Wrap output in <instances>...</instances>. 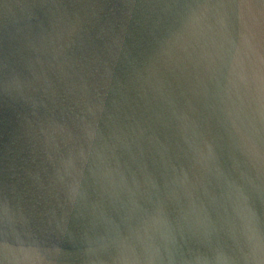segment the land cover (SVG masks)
Instances as JSON below:
<instances>
[{
	"label": "water",
	"instance_id": "1",
	"mask_svg": "<svg viewBox=\"0 0 264 264\" xmlns=\"http://www.w3.org/2000/svg\"><path fill=\"white\" fill-rule=\"evenodd\" d=\"M0 264H264V0H0Z\"/></svg>",
	"mask_w": 264,
	"mask_h": 264
}]
</instances>
